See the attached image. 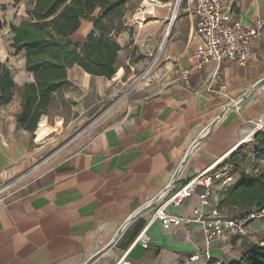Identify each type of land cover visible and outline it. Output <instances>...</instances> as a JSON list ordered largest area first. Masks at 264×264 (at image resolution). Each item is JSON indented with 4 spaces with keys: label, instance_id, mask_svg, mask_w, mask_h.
I'll return each mask as SVG.
<instances>
[{
    "label": "crops",
    "instance_id": "crops-1",
    "mask_svg": "<svg viewBox=\"0 0 264 264\" xmlns=\"http://www.w3.org/2000/svg\"><path fill=\"white\" fill-rule=\"evenodd\" d=\"M223 2L233 20L245 25L262 22L264 32V0ZM143 4L134 15L139 24L134 45L142 53L150 35L167 24L161 87L137 93L74 151L36 169L31 134L16 122L23 85L34 77L26 71L24 52L11 47L10 26L4 28L9 35L0 38V60L11 68L17 88L13 101L0 106V187L23 178L0 198V264H117L124 256L131 264H183L196 252L202 257L193 264L208 258L230 264L252 247L243 238L227 237L206 250L200 224L166 229L155 213L163 207L191 215L200 204V188L179 207L169 199L220 157L217 165L231 161L239 176L264 169V156L252 158L254 137L264 132L257 127L258 119H264V35L254 44L258 62L217 66L208 61L197 68L194 3L183 0L175 11V0ZM136 5L137 0H131L124 9ZM122 12L108 18L111 34L123 24ZM92 29L93 19H84L72 39L83 43ZM122 35L117 38L123 47L118 63L126 51ZM131 57L127 54L123 62L129 64ZM123 69L119 77L125 75ZM182 69L190 70L188 78ZM79 76L88 81L105 78L75 65L69 71L70 93L83 87ZM48 127L46 123L43 130ZM248 137L253 141L245 143ZM221 195L217 189L214 200ZM145 227L147 247L136 242ZM249 230L256 238L264 237V219L254 220Z\"/></svg>",
    "mask_w": 264,
    "mask_h": 264
},
{
    "label": "trees",
    "instance_id": "trees-1",
    "mask_svg": "<svg viewBox=\"0 0 264 264\" xmlns=\"http://www.w3.org/2000/svg\"><path fill=\"white\" fill-rule=\"evenodd\" d=\"M12 1L15 5L29 3L27 18L10 25L11 47L17 53L24 52L26 71L34 77L23 85L16 122L32 133L39 125L38 135L46 124L45 117L41 118L57 97L72 87L69 71L75 65L93 76H115L123 47L108 32L106 22L131 0ZM6 9L7 5L0 2V10ZM90 18L93 29L86 41L75 42L72 35L80 29L84 19ZM16 88L11 68L0 60V106L13 101ZM254 144L259 151L258 157L264 156V132L255 135ZM219 209L227 216L264 209V169L256 173L243 172L236 185L223 189ZM230 264H264V246L252 244L240 260Z\"/></svg>",
    "mask_w": 264,
    "mask_h": 264
},
{
    "label": "built area",
    "instance_id": "built-area-1",
    "mask_svg": "<svg viewBox=\"0 0 264 264\" xmlns=\"http://www.w3.org/2000/svg\"><path fill=\"white\" fill-rule=\"evenodd\" d=\"M178 5L183 0H175ZM195 5L197 22L195 34L199 42L194 48L193 58L196 67L201 68L205 62L213 61L219 66L222 62H232L239 65H246L259 61V54L255 49V41L263 36L262 22L253 25H245L240 21L232 19L231 13L226 9L223 0H190ZM176 6V5H175ZM156 64L154 61L151 68ZM182 76L188 78L189 69H182ZM257 127H264V119H258ZM205 133L204 135H206ZM248 137L245 143L252 142ZM259 155L258 149L252 154V158ZM222 157L214 161L210 166L202 170L195 177L187 181L169 199V203L179 207L187 199L192 197L197 188L199 192V206L191 215H177L167 212L163 207L156 210V218L162 223L164 228L179 225H191L198 223L202 226L205 235L204 248L208 250L212 243L222 238H243L253 244L264 246V237L256 238L249 230L251 223L257 219H264V209L236 216H227L219 209V201L214 200L213 195L217 189L236 185L240 176L236 173L234 165L226 163L222 166L217 164ZM44 162L37 164L34 168H39ZM23 176L10 181L0 187V198L6 196L12 188L19 183ZM147 228L142 230L136 239L145 247L149 245ZM201 252H196L184 259L183 264H193L200 261ZM117 264H131L122 257ZM203 264H221L220 261H212L208 258Z\"/></svg>",
    "mask_w": 264,
    "mask_h": 264
},
{
    "label": "rangeland",
    "instance_id": "rangeland-1",
    "mask_svg": "<svg viewBox=\"0 0 264 264\" xmlns=\"http://www.w3.org/2000/svg\"><path fill=\"white\" fill-rule=\"evenodd\" d=\"M143 1L137 0L138 5L133 9L123 8L122 13L125 15L123 24L112 34L116 39L123 34L122 43L126 51L121 55L116 72L118 73L123 65L125 75L123 73L119 77L116 73L114 77L103 78L100 81L95 78L88 81L79 76L82 84L84 83L83 87L76 88L72 93L67 89L61 97H57L54 105L41 118L42 120L45 117L49 127L45 131L42 130L39 135H37L39 125L33 133L29 131L33 139L30 151L34 153L35 164L41 162H44L43 165L52 164L74 151L125 101H129L137 93L148 92V89L153 87H161L164 80H161L160 63L165 48L167 24L165 23L166 25H163L157 33L150 35L145 53H142L134 45V35L139 25H136L138 21L135 19V22L134 15L137 12H135L136 9L144 6ZM0 2L6 3L8 0H0ZM7 5L8 8L0 12V38L2 39H6L9 35L3 32L4 28L8 29L11 24H17L27 18L25 14L28 5L13 3ZM175 5L173 11L179 6L176 1ZM127 54L132 56L129 64L123 62L127 59ZM154 61L156 64L151 68ZM128 77L132 78L127 80Z\"/></svg>",
    "mask_w": 264,
    "mask_h": 264
},
{
    "label": "bare ground",
    "instance_id": "bare-ground-1",
    "mask_svg": "<svg viewBox=\"0 0 264 264\" xmlns=\"http://www.w3.org/2000/svg\"><path fill=\"white\" fill-rule=\"evenodd\" d=\"M178 3V2H177Z\"/></svg>",
    "mask_w": 264,
    "mask_h": 264
}]
</instances>
